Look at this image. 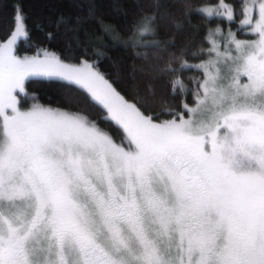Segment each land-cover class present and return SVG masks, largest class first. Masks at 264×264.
I'll list each match as a JSON object with an SVG mask.
<instances>
[{
    "label": "snow or ice",
    "instance_id": "obj_1",
    "mask_svg": "<svg viewBox=\"0 0 264 264\" xmlns=\"http://www.w3.org/2000/svg\"><path fill=\"white\" fill-rule=\"evenodd\" d=\"M196 14L237 19L226 0ZM239 16L253 39L216 28L207 61L174 69L171 55L162 72L202 78L193 105L161 120L94 63L15 55L28 36L17 8L0 45V264H264V0H240ZM155 19L142 17L128 39L154 36ZM30 78L62 82V107L35 97L18 107ZM171 89L185 93L178 77Z\"/></svg>",
    "mask_w": 264,
    "mask_h": 264
},
{
    "label": "trees",
    "instance_id": "obj_2",
    "mask_svg": "<svg viewBox=\"0 0 264 264\" xmlns=\"http://www.w3.org/2000/svg\"><path fill=\"white\" fill-rule=\"evenodd\" d=\"M217 2L160 0V6L156 7L154 0H0V45L12 36L19 8L28 36L17 39L14 51L17 56H32L47 50L65 63L87 60L96 65L125 99L137 103L146 114L170 119L164 110L183 111V103L192 106L193 82L202 78V73L195 69L175 75L162 72L172 54L178 57L171 61L174 69H179L181 60L192 65L207 61L208 55L201 50L210 46L206 37L216 28L225 36L230 28L237 39H251V35L240 29V0H226L237 11L236 22L232 24L220 17L205 19L196 14V9L214 7ZM145 15L155 16L156 34L145 37L141 44H133L128 37ZM61 18L66 23L58 24ZM113 33L121 39L114 40ZM177 77L183 81L185 93L173 95L171 82ZM63 87L57 80L30 78L25 82L27 95L18 94L19 106L27 108L35 97L45 107H62L57 101ZM106 130L120 142L121 129L110 125Z\"/></svg>",
    "mask_w": 264,
    "mask_h": 264
},
{
    "label": "rangeland",
    "instance_id": "obj_3",
    "mask_svg": "<svg viewBox=\"0 0 264 264\" xmlns=\"http://www.w3.org/2000/svg\"><path fill=\"white\" fill-rule=\"evenodd\" d=\"M14 30H15V25H14ZM14 30H13V32H14ZM12 37V36H11ZM11 37L9 38V40L11 39ZM18 38H20V37H18ZM17 38V39H18ZM254 37L253 36H251V39H253ZM9 40H7L6 42H8ZM218 40H220V44H221V47L223 46L222 45V39L221 38H219L218 37ZM6 42H5V44H6ZM14 54H15V52H14ZM43 54H44V52H41V53H39V54H36V55H32V56H27V57H33V56H37V55H39V57L42 59L43 58ZM16 55V54H15ZM19 57V56H18ZM23 57H25V56H23ZM23 57H20V58H23ZM80 63H77V64H74V65H79ZM241 79V81H244V82H246V77H241L240 78ZM18 99H19V96H18ZM33 103V102H32ZM32 103L31 104H29V106L27 107V108H21L22 110H27L28 108H30L31 107V105H32ZM18 107H20L19 105H18ZM122 131V130H121ZM123 133V132H122ZM117 142V141H116ZM117 143H119V142H117Z\"/></svg>",
    "mask_w": 264,
    "mask_h": 264
},
{
    "label": "bare ground",
    "instance_id": "obj_4",
    "mask_svg": "<svg viewBox=\"0 0 264 264\" xmlns=\"http://www.w3.org/2000/svg\"><path fill=\"white\" fill-rule=\"evenodd\" d=\"M15 15V14H14Z\"/></svg>",
    "mask_w": 264,
    "mask_h": 264
}]
</instances>
